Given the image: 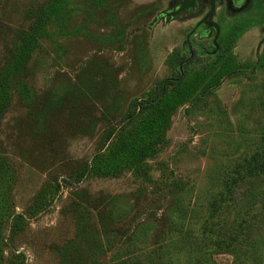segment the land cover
Here are the masks:
<instances>
[{"label": "rangeland", "instance_id": "rangeland-1", "mask_svg": "<svg viewBox=\"0 0 264 264\" xmlns=\"http://www.w3.org/2000/svg\"><path fill=\"white\" fill-rule=\"evenodd\" d=\"M178 1L0 0V264H264V0Z\"/></svg>", "mask_w": 264, "mask_h": 264}, {"label": "trees", "instance_id": "trees-1", "mask_svg": "<svg viewBox=\"0 0 264 264\" xmlns=\"http://www.w3.org/2000/svg\"><path fill=\"white\" fill-rule=\"evenodd\" d=\"M232 41L234 40L231 37ZM229 39L228 34L224 35L221 39H220V46H221V50H223V48L226 49V45L228 44V42L231 40ZM184 67L186 66L185 64L183 65ZM210 66H206V69H208ZM175 77H179V75H176ZM175 80H170L168 81L167 84H159L156 89L154 90L153 94L151 95L150 99H134L131 101L129 107H128V117H133L134 115L137 114L138 111H147L153 107H155L156 105H159V103L162 101L163 97H167L170 95V93L173 91V89L176 87L177 83L175 82ZM176 84V85H175ZM162 96V98H161ZM154 103V102H156ZM256 161V160H255ZM258 165H262V171H264V161L261 163H257ZM252 169V168H250ZM254 171L256 170L255 167H253ZM248 175H251V172H248Z\"/></svg>", "mask_w": 264, "mask_h": 264}, {"label": "water", "instance_id": "water-1", "mask_svg": "<svg viewBox=\"0 0 264 264\" xmlns=\"http://www.w3.org/2000/svg\"><path fill=\"white\" fill-rule=\"evenodd\" d=\"M210 3V9L208 14L203 18L201 22L197 25V28L200 25H205L208 27V29L213 28L216 32L215 40H214V47L218 48V38L220 35V26L214 22V17L217 10V0H209ZM198 6V0H179L174 8L166 13L167 16H176L181 15L182 13H189L191 11H194ZM196 31L193 30L191 33L193 34Z\"/></svg>", "mask_w": 264, "mask_h": 264}, {"label": "flooded vegetation", "instance_id": "flooded-vegetation-1", "mask_svg": "<svg viewBox=\"0 0 264 264\" xmlns=\"http://www.w3.org/2000/svg\"><path fill=\"white\" fill-rule=\"evenodd\" d=\"M251 1L252 0H232V2H233V5H234V7L236 6V9L238 10V9H240V8H244V6H247L249 3H251ZM217 2H218V0H217ZM208 4H209V9H210V3H209V0H208ZM209 12V11H208ZM208 14V13H207ZM206 14V15H207ZM205 15V16H206ZM203 20V19H202ZM201 20V21H202ZM200 21V22H201ZM199 24V23H198ZM197 24V25H198ZM240 26H238L236 23L234 24V26H233V28H239ZM198 28H202L201 29V32H200V36L201 37H204V36H207V35H209V36H211V34L213 33V35H214V39H213V41H212V46H213V51H212V54H214L215 55V53H217L218 51H220L221 50V46H220V39L224 36V34H223V32H221L220 31V35H219V38H218V48H215L214 47V40H215V35H216V32H215V30L213 29V28H211V29H208V27L207 26H205V25H200ZM197 28V26H196V28H194V30L196 29H198ZM220 28H221V26H220ZM193 31V30H192ZM195 35V33H193L191 36H188V38H187V40H186V42H185V44L187 45V47H188V50H189V53H190V56H189V59H193L195 56H196V52L194 51V49H193V47L191 46V44H190V39H191V37H193ZM206 54H207V52H205Z\"/></svg>", "mask_w": 264, "mask_h": 264}]
</instances>
